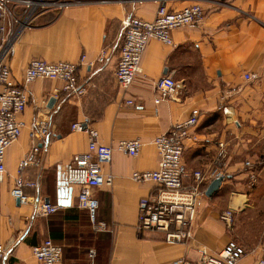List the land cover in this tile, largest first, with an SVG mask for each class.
<instances>
[{"label": "crops", "instance_id": "0c3cea01", "mask_svg": "<svg viewBox=\"0 0 264 264\" xmlns=\"http://www.w3.org/2000/svg\"><path fill=\"white\" fill-rule=\"evenodd\" d=\"M60 1L68 5L33 14L15 40L6 66L18 83L31 60L78 63L82 57L75 74L86 92L76 99L63 93L62 83L55 80H35L27 86V104L20 115L24 127L4 153L0 180V244L7 251L1 264H33L31 248L44 239L61 248L60 264H87L90 248L95 251L94 264H171L184 255L193 258L197 246L210 254L229 240L246 249L264 246V240L245 243L235 229L226 230L218 220L221 211L242 202V196H231L235 194L230 189L239 186L243 177L245 138L240 121L245 113L264 110V0ZM192 4L204 12L201 25L170 31L171 46L149 40L140 73L122 93L113 78L122 43L121 21L126 17L150 21L158 6L180 10ZM22 9L14 6L15 15ZM245 73L257 78L245 81ZM162 76H170L176 90L172 100L154 104L153 82ZM225 92L229 97L220 101ZM50 99L53 103L48 107ZM126 100L132 105H126ZM193 109L199 117L183 140L185 182L195 171L213 169L223 180L209 197L204 191L213 179L202 184L191 241L168 245L160 232L136 231L138 201L155 187L134 183L129 177L132 172L155 169L157 153L151 140L187 119ZM36 114L47 118L48 135L18 173V162L30 152L27 133ZM84 121L97 132L100 144L131 139L142 143L134 158L113 151L109 164L101 168L104 176H111L110 185L89 191L97 203L94 220L105 225L100 231L92 228L87 212L76 207L78 187L64 180L66 166L85 151L87 142L86 134L70 131V125ZM219 143L224 146L222 157ZM17 180L34 185L20 188L28 198L24 205L9 194ZM39 202L60 208L45 217L35 215ZM259 255L255 251L237 264H254Z\"/></svg>", "mask_w": 264, "mask_h": 264}, {"label": "built area", "instance_id": "2783aa9c", "mask_svg": "<svg viewBox=\"0 0 264 264\" xmlns=\"http://www.w3.org/2000/svg\"><path fill=\"white\" fill-rule=\"evenodd\" d=\"M18 5L23 9L16 16L14 6ZM66 5H68L67 2L60 0L52 3L46 0H0V180L4 173V153L18 139L24 127L20 115L27 104V86L35 80H55L62 83L63 93L76 99L83 97L86 92L84 85L78 83L75 74L82 57L78 63H48L42 60H31L26 65L18 83L12 79L6 66V60L15 40L20 32L30 25L33 14L38 9L53 6L62 8ZM203 19L204 12L198 4H192L180 10H168L164 6H158L150 21L135 17L124 18L121 21L122 43L113 72L116 86L125 93L138 76L140 59L149 40L171 46L170 31L184 26H199ZM242 77L245 81H253L257 75L245 73ZM175 90L176 83L170 76L158 78L153 82V91L156 95L154 104L172 100ZM228 97L229 93L225 92L220 97V101ZM124 103L132 105L131 100H126ZM198 117V110L193 109L187 119L175 123L166 132L154 137L151 144L157 153L155 169L132 172L129 177L134 183H152L155 187L152 193L138 201L136 231L138 233L160 232L163 235V242L168 245H185L191 241L195 205L199 196L202 195V184L209 179L222 177L214 169L208 173L195 171L185 182L186 171L182 163L183 140L187 136V130L197 125ZM70 131L86 134L87 142L85 151L74 155L66 166L64 180L66 185L78 187L76 207L85 210L92 228L100 231L105 225L94 220L97 203L90 197L89 191L103 185H110L111 176H104L101 168L109 164L113 151L134 158L139 154L142 143L139 139H131L119 140L111 146L100 144L97 141V132L88 127L85 121L71 124ZM47 135V118L36 114L27 133L30 152L18 162V173L32 161L30 158L40 149L38 143L46 139ZM217 147L218 156L222 157L224 146L219 143ZM243 166L249 168L250 164L244 162ZM253 178V175H250L251 181ZM21 187L32 188L34 185L17 180L15 187L10 191V196L20 205H24L28 202V198L21 193ZM59 208L58 205L39 202L35 204L34 214L45 217L55 213ZM218 220L226 230H231L233 211L231 209L221 211ZM255 251L260 255L254 264H264V246L246 249L234 240H229L215 254H210L204 247L197 246L194 249L193 258L192 254L184 255L171 264H237L244 256L253 254ZM6 253V248L0 244V264ZM31 256L34 260L33 264H60L61 248L49 239H44L31 248ZM94 257V249H88L87 264H94Z\"/></svg>", "mask_w": 264, "mask_h": 264}, {"label": "rangeland", "instance_id": "374dc122", "mask_svg": "<svg viewBox=\"0 0 264 264\" xmlns=\"http://www.w3.org/2000/svg\"><path fill=\"white\" fill-rule=\"evenodd\" d=\"M245 114L240 123L245 138L244 162H249L250 167L243 166L239 186H230L231 193L235 194L231 196H242V202L234 209H227L233 211L232 229L245 243L252 244L264 240V110Z\"/></svg>", "mask_w": 264, "mask_h": 264}, {"label": "water", "instance_id": "95a60500", "mask_svg": "<svg viewBox=\"0 0 264 264\" xmlns=\"http://www.w3.org/2000/svg\"><path fill=\"white\" fill-rule=\"evenodd\" d=\"M52 103H53V99H50L48 101V107H50ZM222 180H223V177H216L213 180H211L206 190L204 191V195L206 197H209L215 190H217Z\"/></svg>", "mask_w": 264, "mask_h": 264}, {"label": "trees", "instance_id": "16d2710c", "mask_svg": "<svg viewBox=\"0 0 264 264\" xmlns=\"http://www.w3.org/2000/svg\"><path fill=\"white\" fill-rule=\"evenodd\" d=\"M237 243V242H236ZM238 244V243H237Z\"/></svg>", "mask_w": 264, "mask_h": 264}]
</instances>
